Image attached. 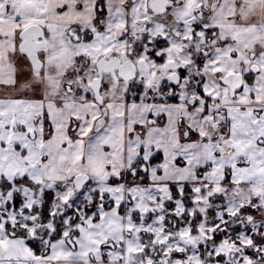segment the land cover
Segmentation results:
<instances>
[{
  "label": "snow or ice",
  "instance_id": "6c2138e0",
  "mask_svg": "<svg viewBox=\"0 0 264 264\" xmlns=\"http://www.w3.org/2000/svg\"><path fill=\"white\" fill-rule=\"evenodd\" d=\"M0 264H264V0H0Z\"/></svg>",
  "mask_w": 264,
  "mask_h": 264
},
{
  "label": "flooded vegetation",
  "instance_id": "af4514ba",
  "mask_svg": "<svg viewBox=\"0 0 264 264\" xmlns=\"http://www.w3.org/2000/svg\"><path fill=\"white\" fill-rule=\"evenodd\" d=\"M21 61H22V59L20 60L18 67L23 68L25 66L26 62L24 60L22 62ZM26 79H27V74L24 73V74L19 76L18 83L24 82Z\"/></svg>",
  "mask_w": 264,
  "mask_h": 264
},
{
  "label": "rangeland",
  "instance_id": "374dc122",
  "mask_svg": "<svg viewBox=\"0 0 264 264\" xmlns=\"http://www.w3.org/2000/svg\"><path fill=\"white\" fill-rule=\"evenodd\" d=\"M22 61H23V59H22ZM22 61H21V62H22Z\"/></svg>",
  "mask_w": 264,
  "mask_h": 264
}]
</instances>
